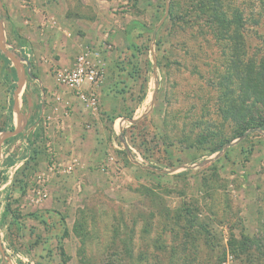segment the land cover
<instances>
[{
  "label": "rangeland",
  "instance_id": "374dc122",
  "mask_svg": "<svg viewBox=\"0 0 264 264\" xmlns=\"http://www.w3.org/2000/svg\"><path fill=\"white\" fill-rule=\"evenodd\" d=\"M107 1L79 46L105 63L91 109L55 80L71 31L49 0H0V51L26 66L20 85L0 57V264H264V130L233 136L237 107L264 119V100L232 105L233 39L193 0ZM224 3L258 63L264 0ZM40 72L47 100L23 86ZM74 106L85 118L67 149Z\"/></svg>",
  "mask_w": 264,
  "mask_h": 264
},
{
  "label": "trees",
  "instance_id": "16d2710c",
  "mask_svg": "<svg viewBox=\"0 0 264 264\" xmlns=\"http://www.w3.org/2000/svg\"><path fill=\"white\" fill-rule=\"evenodd\" d=\"M192 5H195L200 11L207 14L208 21L213 25L216 36L224 37L225 40L233 39L232 46L236 47V54H232L235 62L232 66V71L223 75V79L229 81V78L234 79L238 86L237 94L233 95L231 103L234 106H246V102L252 100V103H260L264 100V57L261 61L256 63L253 58L244 57V39L240 32L243 24V15L238 8L228 10L225 8L224 0H193ZM225 33L228 35L224 36ZM223 35V36H222ZM0 57L4 64L9 67L13 80L17 79V74L11 60L0 51ZM232 59H228L231 62ZM31 76V74H30ZM221 79V78H220ZM13 89V87H12ZM231 93V91H229ZM229 101V100H228ZM11 105L13 99L11 98ZM226 106L227 103H226ZM234 106H228L222 110L223 116L230 113ZM238 112L242 115V120L237 126L233 136H240L250 127H258L264 130V119L259 116L250 115L249 110L237 107ZM237 110L234 112L237 114ZM249 114V115H248ZM220 146L212 148L209 152L213 153L219 149ZM26 152L30 153L31 148L25 147ZM28 157H25V163ZM11 161H14L13 159Z\"/></svg>",
  "mask_w": 264,
  "mask_h": 264
},
{
  "label": "crops",
  "instance_id": "0c3cea01",
  "mask_svg": "<svg viewBox=\"0 0 264 264\" xmlns=\"http://www.w3.org/2000/svg\"><path fill=\"white\" fill-rule=\"evenodd\" d=\"M36 1V0H35ZM58 2L55 3L54 0H49L46 4L47 7L51 8L54 13H57V17H59L60 22L66 26L68 30L71 31L70 37L64 38L65 44L62 48L61 57L58 61L62 65H70L75 57V55L79 51V46L81 43L92 39L95 37V32H97V24L100 20V16L104 14L105 6L104 4H108L107 0H56ZM106 13V12H105ZM103 18V17H102ZM79 33V35L76 34ZM89 38V39H88ZM60 53V52H59ZM72 53V54H71ZM14 66V63L11 62ZM20 67L26 69V66L20 64ZM16 70V68H15ZM50 76L45 72H40L36 78L27 77L24 81V87L30 92H32L35 96L37 94L43 95V88L47 93L50 92L49 84ZM66 91L67 97L72 100V102H76L77 99L72 92ZM37 93V94H36ZM47 94L43 95L41 98H45L47 100ZM42 99V100H43ZM72 116L70 117L69 127L62 133L63 138L62 141L65 143L67 149H72L74 141L77 142L79 139L76 136L79 135L80 131H82L81 127L82 120L85 118L84 115H80V112L76 110L77 108L74 106ZM88 117V116H86ZM87 131V132H86ZM85 131V136L81 139L82 143L85 145L94 143L95 132L93 129H89ZM72 139V140H71ZM70 140V142H69ZM90 145H87L88 147Z\"/></svg>",
  "mask_w": 264,
  "mask_h": 264
},
{
  "label": "built area",
  "instance_id": "2783aa9c",
  "mask_svg": "<svg viewBox=\"0 0 264 264\" xmlns=\"http://www.w3.org/2000/svg\"><path fill=\"white\" fill-rule=\"evenodd\" d=\"M106 47L109 46L104 49ZM101 51L96 45L86 44L80 48L70 65L54 70L58 85L71 91L80 102L91 109L96 106L95 88L102 84L105 76Z\"/></svg>",
  "mask_w": 264,
  "mask_h": 264
},
{
  "label": "water",
  "instance_id": "95a60500",
  "mask_svg": "<svg viewBox=\"0 0 264 264\" xmlns=\"http://www.w3.org/2000/svg\"><path fill=\"white\" fill-rule=\"evenodd\" d=\"M5 55H6L9 59H11L12 62L14 63L15 68H16V74H17L18 84L20 83V85H21V81H22V79H23V77H24L25 69L22 68V67H20V64L18 63L17 60H15L16 62L13 61V59H12V57L9 55V52H8V51L5 52ZM17 88H18V86H17ZM17 88H16V92H17ZM153 97H154V96H153ZM15 103H16V100L14 101V104H15Z\"/></svg>",
  "mask_w": 264,
  "mask_h": 264
}]
</instances>
